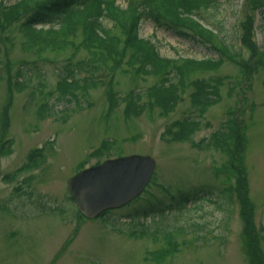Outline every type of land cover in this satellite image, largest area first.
Instances as JSON below:
<instances>
[{
  "label": "rangeland",
  "instance_id": "obj_1",
  "mask_svg": "<svg viewBox=\"0 0 264 264\" xmlns=\"http://www.w3.org/2000/svg\"><path fill=\"white\" fill-rule=\"evenodd\" d=\"M17 1L0 0V10ZM220 2L218 13L207 23L223 41L226 57L205 75L225 79L220 101L202 119L208 127L193 140L208 138L229 110H239L240 122L245 123L248 208L259 239L255 248L264 258V0ZM125 3L116 1L121 8ZM249 24L252 45L241 41L248 33L244 25ZM140 36L167 58L217 57L149 20L142 22ZM24 40L15 25L3 33L0 43V264H252L238 199L234 193L232 200L215 196L226 183L215 173L224 156L212 148L161 138L168 124L191 114L190 90L168 115L147 108L135 117L126 115L123 102L109 111L105 78L79 98L84 109L77 108L75 101L49 95L73 49L36 58L24 51ZM19 70L23 76H18ZM202 75L192 73L187 81ZM22 79L26 87L17 91L14 82ZM155 82L153 77L118 72L112 88L125 94ZM37 151V159L29 161ZM133 154L154 158L152 183L129 205L97 219H83L68 180L106 159ZM204 187L211 193L175 207L180 193ZM162 207L166 210L157 211ZM143 208L147 218L142 217ZM179 227L183 233L175 238L177 250L161 263H150V253L162 245L163 232Z\"/></svg>",
  "mask_w": 264,
  "mask_h": 264
},
{
  "label": "trees",
  "instance_id": "obj_2",
  "mask_svg": "<svg viewBox=\"0 0 264 264\" xmlns=\"http://www.w3.org/2000/svg\"><path fill=\"white\" fill-rule=\"evenodd\" d=\"M116 1L19 0L0 10V43L3 33L17 25L25 39L22 43L24 51L36 58H42L48 52L61 53L71 47L73 53L66 58L62 73L49 95L56 99L75 101L77 108L81 109L84 108L79 98L102 85L105 78H108L109 83V111L123 102L126 115L135 117L147 108H159L168 115L182 101L183 93L190 90L191 114L168 124L161 138L166 143L188 142L198 149L212 148L224 156L223 163L215 169V173L221 174L226 183L215 196L221 195L232 200L235 194L241 208L251 262L264 264L260 249L255 248L259 239L252 210L248 208L250 201L243 156L246 148L245 123L240 122L239 110H229L226 118L208 138L200 142L193 140L195 133L208 127L207 123H202V119L206 111L220 101V87L225 79L205 75L222 65L226 57L223 41L217 40L215 28L207 23L208 18L218 13L221 0H126L124 8L119 7ZM145 20L176 37L201 45L216 53L217 57L172 59L162 56L150 39L140 36V26ZM105 22L107 25H104ZM244 27L248 33L240 39L243 44L252 45V24ZM80 53L84 55L78 57ZM118 72L142 79L153 77L156 82L120 94L112 88ZM196 72L203 75L187 81ZM18 76H23L20 70ZM14 87L17 91L23 90L26 87L24 79L20 82L15 80ZM42 109L44 112L46 106ZM39 116L42 118L43 114ZM39 153L30 154L29 161L37 159ZM26 166L18 168L13 175ZM207 191L211 193L206 187L204 190L201 188L180 193L179 198L173 201L175 207L196 201L200 193L207 194ZM155 210L154 213L166 209L162 207ZM142 211V217L147 218V210L143 208ZM181 233L183 228L180 227L163 232L162 245L152 252L155 262L161 263L177 250L175 238Z\"/></svg>",
  "mask_w": 264,
  "mask_h": 264
},
{
  "label": "water",
  "instance_id": "obj_3",
  "mask_svg": "<svg viewBox=\"0 0 264 264\" xmlns=\"http://www.w3.org/2000/svg\"><path fill=\"white\" fill-rule=\"evenodd\" d=\"M155 167L151 156L108 159L78 172L67 185L79 211L88 218H95L106 210L126 205L140 195Z\"/></svg>",
  "mask_w": 264,
  "mask_h": 264
}]
</instances>
